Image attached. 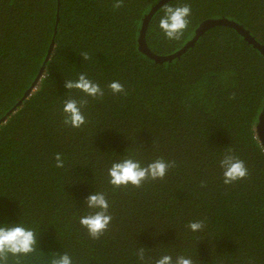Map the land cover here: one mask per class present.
Returning <instances> with one entry per match:
<instances>
[{"label": "trees", "instance_id": "16d2710c", "mask_svg": "<svg viewBox=\"0 0 264 264\" xmlns=\"http://www.w3.org/2000/svg\"><path fill=\"white\" fill-rule=\"evenodd\" d=\"M160 1L125 0L114 9L112 0H0V226L22 224L37 239L33 253L9 254L7 264H50L63 253L73 264H137L140 247L149 260L168 254L194 264H264L257 132L264 56L224 25L162 63L143 53L141 42L143 36L154 54L170 56L207 21L222 18L264 46V0H170L192 9L178 41L158 27L165 5L142 31ZM80 73L104 96L86 97L87 123L77 129L64 125L63 102L85 98L65 86ZM112 81L126 94L114 95ZM229 149L249 175L225 185L219 161ZM57 153L64 168L55 167ZM125 157L142 166L163 158L175 167L163 180L116 189L108 169ZM96 192L106 195L113 217L98 240L79 223ZM195 220L205 222L202 231L187 228Z\"/></svg>", "mask_w": 264, "mask_h": 264}, {"label": "clouds", "instance_id": "9594fccd", "mask_svg": "<svg viewBox=\"0 0 264 264\" xmlns=\"http://www.w3.org/2000/svg\"><path fill=\"white\" fill-rule=\"evenodd\" d=\"M125 0H112V7L120 9L124 6ZM191 6L183 4L178 6L165 5L163 15L159 18L158 27L168 40L178 41L187 29L191 16ZM84 60H89L87 52L81 53ZM68 90L82 92L85 98L77 100L69 97L63 102V113L65 126L81 128L87 121L82 109L87 107L86 97L102 99L104 90L100 85L91 80L85 73H80L77 79L65 80ZM115 94H126L124 86L119 81H112L107 86ZM69 91V92H70ZM234 98V97H233ZM55 167L64 168L65 160L61 154L55 155ZM219 166L223 171V183L232 185L248 177V169L243 160L232 154L229 149L219 161ZM175 167V162H168L163 158L142 166L141 163L130 157L114 162L108 169L109 184L116 189L128 187L129 185L140 188L146 181L163 180L170 168ZM203 186V185H202ZM87 208L92 210L88 214L81 216L80 225L85 228L89 236L98 240L108 230L113 217L109 213L110 204L103 192H96L89 195L85 201ZM202 220L190 221L187 228L192 232H200L205 228ZM37 239L34 230L25 228L22 224L0 226V264H7L8 256L28 255L36 250ZM137 264H194L190 257L179 255L173 258L164 254L155 260H149L145 255V248L140 247L135 253ZM50 264H73L71 256L67 253L56 254ZM252 264V261H249Z\"/></svg>", "mask_w": 264, "mask_h": 264}, {"label": "water", "instance_id": "95a60500", "mask_svg": "<svg viewBox=\"0 0 264 264\" xmlns=\"http://www.w3.org/2000/svg\"><path fill=\"white\" fill-rule=\"evenodd\" d=\"M170 0H161L156 6H154L152 8V10L150 11V13L146 16L145 20L143 21V27H142V31L144 32L146 29V26L148 24V22L150 21L151 17L155 14V12L161 8L162 6L166 5L167 2ZM216 25H224V26H228L231 27L233 29H235L242 37H244V39L249 42L250 44L254 45L264 56V46L262 44H260L255 37H253L251 35V33L244 28V26L240 25L237 22L234 21H230L227 19H215V20H209L207 21L202 27H200V29L198 30L196 36L189 41L180 51H178L177 53L170 55V56H159L154 54L146 45L145 41H144V37L142 36L141 42H142V52L145 53L150 59L155 60L156 63H162L163 61H167V60H171L175 57H177L178 55L186 52L188 50V48L195 42V40L204 34L205 31H207L209 28L216 26ZM54 46V44H53ZM51 53V49L48 52V56ZM48 59V57H47ZM43 70L44 67L41 68V71L36 79V81L34 82L33 86L31 87V89L25 94L24 98L27 97L30 92L33 90L34 87H36V85L38 84L39 79L42 77L43 75ZM20 105V103H19ZM257 132H258V136L260 138V140L262 141V144L264 145V109L262 111V114L260 116L259 119V123L257 126Z\"/></svg>", "mask_w": 264, "mask_h": 264}]
</instances>
